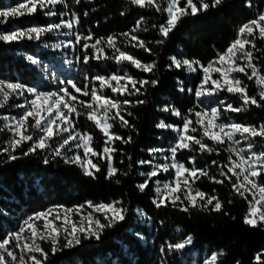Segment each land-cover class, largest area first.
<instances>
[{
	"label": "trees",
	"instance_id": "16d2710c",
	"mask_svg": "<svg viewBox=\"0 0 264 264\" xmlns=\"http://www.w3.org/2000/svg\"><path fill=\"white\" fill-rule=\"evenodd\" d=\"M21 2L24 0H0V10L16 7ZM158 3L161 8H166L168 2L158 0ZM183 3L184 0L181 6ZM48 11L57 14L47 16L45 13ZM261 12H264V0H224L217 8H209L196 16L183 17L167 38L159 32V26L167 19V13L158 12L154 7L141 8L132 4L131 0H79L78 3L76 0H64V3L55 7L38 9L32 15L9 17L0 24V34H8L15 30L73 21L71 28L62 25L59 29L42 34L38 40L24 38L11 42L0 41V81L20 83L38 92H56L67 88L78 99L92 102L90 95L83 96L75 92L67 83L71 80L80 88L87 84L89 92L95 88L98 94L121 102L130 101L129 104H122L121 112L129 126H122L118 118L109 120L113 125L111 132L124 140L130 138L129 143L115 140L111 144L116 149L112 153V165L118 169L111 179L105 178L106 159L90 157L101 169L93 178L86 176L79 164L66 163V159L71 160V155L66 157L63 152L61 156H54L51 149H38L35 153L24 155L35 143L36 132L31 134L32 141L23 142L15 150L9 144L10 135L3 131L0 133V240L8 233L17 231L24 217L51 207L83 205L82 208L94 219L107 223L86 202L91 201L95 205L120 201L117 207L127 210L125 219L113 227L105 228L99 240L85 238L86 234L80 233V244L65 247L66 239L61 236L59 250L55 253L51 252L50 242L39 241L48 253L44 264H203L213 253L221 250L224 254L218 257L216 264H257L258 254L260 264H264V227L254 228L244 224L251 196L247 192L241 196L233 188V184H239V180L224 167H231L230 141L216 144L204 137L203 142L215 151L201 152L198 145H193L194 150L181 149L175 154V162L208 172L209 176H201L192 188L206 193L205 199L208 196L217 197L222 204L221 211L211 210L212 205L207 209L191 207L187 201L183 205L177 202L178 206L175 207L166 201L167 206L158 207L155 203L157 185L168 180L171 172H159L151 179L147 177V173L155 169V164L162 161L158 160L159 156H169L170 149L178 140L173 128L182 129L185 117L197 129L189 134L201 138L203 129L196 123V112L216 108L219 123L264 124V101L260 102V106H243L238 94L227 91L205 94L203 99H197L195 92L202 82L200 71L190 73L185 66L177 68L172 62L174 57L180 61L187 59L199 61V65H208L237 38L238 28ZM124 33L130 35L125 36ZM89 35L91 40L76 42L77 36ZM132 35L144 41L151 51L133 47L137 42L131 40ZM109 36L116 38V46L121 51L144 64L154 63L153 70L144 72L128 62L118 64L114 59L118 53L105 42ZM100 38H104V41L97 48L103 49V53H97L91 47L83 48L84 43L91 45ZM254 42L256 48L250 49L255 57L253 63L264 74V41L256 38ZM85 56L88 57V63H84ZM29 57L37 63H32ZM113 74H127L137 81H156V84H137L139 93L120 95L107 87L101 89L99 81L93 79L97 75L110 77ZM218 76L216 73L215 78L219 79ZM233 76L247 85L250 96H257L260 88L255 84V79L248 80L242 73H234ZM112 83L115 86V81ZM128 87L132 89L130 84ZM13 102L19 100L11 99L4 104L0 108V115L17 114L19 110L12 109ZM229 104L234 108L243 107V110L229 111ZM165 107L169 111H163ZM173 109L180 115H175ZM77 111L81 115L72 116V131L90 134L93 137L91 146L98 152L102 151L106 137L87 119L88 109L77 107ZM98 112L101 114L102 110ZM114 114L115 110L111 115ZM161 121L174 127L158 128ZM235 139L239 140V146L247 154L264 152L262 137L245 140L244 136L237 133ZM60 143L62 139L55 137L49 141L53 147ZM249 143L253 145L251 150L248 148ZM80 151L78 149L72 153L82 154ZM10 156H16L17 159L12 160ZM46 158L48 163H44ZM140 161L152 163L141 164ZM221 169L228 178L220 174ZM209 177L223 180L224 183H216ZM146 179L148 186L141 191L138 185ZM256 180L257 184L264 185V171ZM180 195L183 199V195ZM203 203L200 201L201 205ZM183 207L189 210L182 211ZM189 236L192 237L191 244H186L182 249L169 248V245L183 243ZM35 255L43 259L39 253Z\"/></svg>",
	"mask_w": 264,
	"mask_h": 264
},
{
	"label": "snow or ice",
	"instance_id": "6c2138e0",
	"mask_svg": "<svg viewBox=\"0 0 264 264\" xmlns=\"http://www.w3.org/2000/svg\"><path fill=\"white\" fill-rule=\"evenodd\" d=\"M76 2L78 3L79 0H76ZM181 2L182 0H168L167 7L161 8L158 0H131L132 4L138 5L141 8L154 7L158 12L163 11L167 13L165 23L159 26L160 34L165 38H167L169 33L177 27V24L183 17L196 16L202 11H207L209 8H217L224 3V0H210V2H208V0H184L183 6H181ZM61 3H64V0H24V2L19 3L16 7H8L4 10H0V24L5 23L9 17L32 15L35 14L38 9L43 10L49 6L55 7ZM56 14L57 13L54 11H48L45 13L47 16H55ZM75 22H78V20ZM72 24L73 21H62L57 24H49L47 27H31L26 30H15L8 34H0V41L11 42L24 38L38 40L44 33L59 29L62 25L64 27L71 28ZM133 31H136V29H133ZM123 35L129 36L130 34L124 33ZM247 37H252V39H248ZM256 38L264 41V12L259 13L255 19H252L240 26L238 28L237 38L231 42L223 53L217 54L216 59L210 61L207 66L200 65L204 78L201 86L197 88L195 95L200 97L204 94L211 95L218 91H227L228 93L234 95L238 94L243 101V106H248L250 104L260 106V102L264 101V74H262L260 68L253 63L255 57L253 52L250 50L256 48V44L254 42ZM81 39L87 41L91 40L92 37L91 35L86 37L77 36L76 42L80 43ZM131 40L137 42L136 44H133V47L138 46L143 48L145 51H151L146 46L144 41L139 40L137 36L132 35ZM102 41H104V38L97 39L95 43L91 45L84 43L83 48L88 49L91 47L95 49L97 53H103V49L97 48V45H99ZM105 42L109 48H113L115 53H118L114 56V59L118 64L128 62L132 66L141 69L144 72H150L155 67L154 63L144 64L134 56L129 55L127 52L121 51L120 48L116 46V38L114 36L107 37ZM162 42L163 41H157V43ZM248 46H250V48ZM55 47H59V45H55ZM96 58L99 59L100 57L96 56ZM28 59L31 60L32 63H37V61L33 60L32 57H29ZM241 61L243 63H240ZM172 62L177 68L187 66V69L193 72L196 71V68H194L193 65H199V61H189L187 59L180 61L176 60L174 57L172 58ZM84 63H88L87 56L84 57ZM248 70H250V74ZM212 73H219L220 78L213 80L211 77ZM234 73H242L248 80L255 79V84L260 88V91L257 93L259 99H257V96H250L248 94L247 85H244L241 79L233 76ZM85 79H87V77H85ZM93 79L99 81L101 89L107 87L110 88L113 93H119L120 95H124L125 93H128L129 95L139 93L140 88L136 87L137 84H140L141 86L147 83H152L153 85L156 84V81H137L127 74L122 76L113 74L110 77L97 75L93 77ZM113 81H115V86H113ZM121 81H125V83L122 84ZM209 81H211L213 87L211 89H205L204 85L208 84ZM67 83L71 85L76 93H80L83 96L90 95L92 102L79 100L78 97L70 93L67 88L60 89V92H62L63 95H60L57 92H38L35 88H27V91L34 94L35 98L30 101L31 107L24 112L19 120L16 121L14 128L10 127V131H13L14 135L19 137L18 139L10 141L11 148L12 150H15L23 142L33 140L32 135H25V132L29 127V117H32L34 119V123H32L30 127L39 129L43 135L35 141L33 146L30 147L28 152H25L24 155L35 153L38 149H51L54 156H61V150L64 149L65 146H68L70 142L79 141L75 143V147L83 148L84 158L82 159L81 156L76 155L71 160L66 159L65 162L79 164L86 176H92L95 178V173L100 172L101 169L90 157L106 159L108 163L107 175L105 178L111 179L118 172V169L112 165V153H114L116 149L112 147L111 144L115 140H121L124 143H129L130 138L128 140H124V138L111 132L110 130L113 125L112 123H109V120H116L118 118L122 126H129L128 120L121 115V112L123 110L122 104H129L130 101L124 100L121 102L111 97L98 94L95 88L89 92L87 84L84 88H80L77 87V85L71 80L67 81ZM129 84L132 86L131 90L128 87ZM25 87V85L20 83H5L0 81V96L3 97V99L0 100V107H3L4 104L7 103L12 94L19 92V94L22 95V90ZM65 97L68 99H65ZM72 102H78L88 109L86 113L87 119L92 121L106 137L102 151L98 152L91 146L93 137L88 133H77L76 135L69 134V136L67 138H63L62 143L56 147L49 144V141H51L55 136L65 132L70 133V127L72 126V114L81 115ZM138 103H143V101H138ZM19 107L24 106L20 105ZM62 109H67V112ZM98 110H102V113L98 114ZM113 110H115V114L111 115ZM227 110L240 112L243 110V107L234 108L231 104H229L227 105ZM163 111H169V109L165 107ZM172 111L175 115H180L178 111L174 109ZM128 115H131V113H128ZM195 115L197 117L196 123L200 124L203 129L201 138H197L189 134L190 131L196 132L197 129L192 127V121L185 117L182 129H175L179 132V136L175 146L170 149L174 162L171 165L165 164L156 166V169H160L164 172H167L170 167L175 169L174 180L170 183H165L163 185V189L160 187L156 188V192L161 194V199L159 200V203H157V206H167L165 202L168 201L175 207L178 206L177 202H179L180 205H183L184 202L187 201L188 205L191 207L199 206L207 209L209 205H212L211 210L221 211L222 204L217 197L208 196L207 199H205L207 194L199 189H196L193 193L192 185L195 184L196 180L201 176L208 177V172L205 169L194 167L187 168L182 163H176L175 154L181 149L194 150L193 145H198L199 151L201 152L215 151V149L209 147L207 143L203 142L204 137H207V139L216 144H224L225 140L233 143H239V140H234V136L237 133L244 136L245 140L250 138L254 140L256 137L264 138V124L252 126L238 123H217L218 112L216 108L211 110L210 115L207 112H196ZM205 118L207 119L206 123ZM58 121L60 123H58ZM157 127L173 128L174 126L166 125L163 121H161ZM252 146V143H249V150H251ZM231 150L236 151L235 149ZM3 151H8V149H4ZM153 151H159V149H154ZM241 152H243V149L236 151V155L239 157V163L232 161L231 167L228 165H225L224 167H227L228 172H231L238 180L239 177L243 175L245 183L233 184V188L241 196L244 195L245 191L252 192L253 189L255 190V192H252V200L249 202L248 212L245 214L243 219L244 224L254 228L264 227V185H259L254 179H250V177L260 176L261 170H264V152H260L259 154L253 152L252 155L247 158L241 155ZM10 159L15 160L17 157L10 156ZM192 159L194 161V158ZM229 160L231 161V157H229ZM44 163H48L47 158ZM139 163L151 164L152 162L140 161ZM212 163L216 164V161H213ZM257 163L261 165V169L256 168L255 165ZM245 165H247V168H245ZM156 169L147 173L148 179L158 175V171ZM236 169H239L240 171L237 172ZM244 173L247 174L245 175ZM220 174L225 176V178H228L227 173H225L222 169ZM141 175H145V173H141ZM209 179L216 183H224L223 180H216L215 177H209ZM190 180L191 183L189 182ZM117 183H119L118 180ZM157 183H159V181H157ZM247 185H251V188H248ZM147 186L148 180L146 179L144 183L138 185V188L141 191H144ZM241 189L244 191H241ZM178 193L183 195V199H181V195ZM200 201H204V203L201 205ZM120 203V201H115L113 203H100L94 205L91 201H87V206L96 212L103 213L104 220L107 221V223H102L100 219H93L92 215L89 214L86 217L87 227L77 226L75 222H71L69 220L67 215L62 218L59 213H57L53 219H49L48 217L52 215L54 211L53 209H49L47 212L36 213L34 216H29L24 221V226H21L19 231L9 233L5 238L0 240V264H9L7 258H11L12 264H17V262L18 264H28V261H30L31 264H44L48 253L45 252L37 241H49L51 243V252L55 253L59 250L58 245L60 243L62 231L66 234L65 247L80 244L81 240L78 235L80 233H85V238H95L99 240L105 228L113 227L115 223L125 219V213L127 210L122 207H117ZM82 207L83 205H80L76 210L78 211L79 208ZM181 210L187 212L189 208L183 207ZM72 211L73 209L65 210L67 213H71ZM61 219L63 220V224L57 226L55 221ZM38 220L43 221L42 230L35 223V221ZM69 223H71L70 230L67 227H64V225ZM26 231L30 233L29 236L23 235ZM13 241H15V248H19L21 250L22 254L19 257L16 255L14 250L9 249V245L12 244ZM191 243L192 237L189 236L183 243L169 245V248L182 249L186 246V244ZM29 253H39L43 259L37 258V256L33 254L29 255L28 260L26 261L25 255ZM223 254L222 250L219 253H213L210 260H207L205 264H216L218 257ZM256 260L257 264H260L259 254L256 257Z\"/></svg>",
	"mask_w": 264,
	"mask_h": 264
},
{
	"label": "rangeland",
	"instance_id": "374dc122",
	"mask_svg": "<svg viewBox=\"0 0 264 264\" xmlns=\"http://www.w3.org/2000/svg\"><path fill=\"white\" fill-rule=\"evenodd\" d=\"M167 2H168V0H167ZM206 66H207V65H206ZM185 67L187 68V66H185ZM193 67L196 68V71H197V70L200 71V74H201V76H202V81H203L204 74H203V71H202L201 68H200V65L194 64ZM187 71L190 72V73H193V71H189L188 69H187ZM196 71H194V72H196ZM215 74H216V73H212V74H211V77H212L213 80L216 79V78H215ZM217 74L219 75L218 77L220 78V74H219V73H217ZM3 82H4V81H3ZM5 83H8V82H5ZM201 83H202V82H201ZM200 86H201V84H200ZM200 86H199V87H200ZM212 87H213V85L211 84V81H209L208 84L204 85V88H205V89H211ZM22 91H23V94H22V95L19 94V92H18V93H15V94H12V95L10 96L9 100L7 101V103H9V101H10L11 99L19 100V102H17V103H16V102L11 103V105H13L12 109H14V110H19L18 113H17V114H9V113H6L5 115H0V121L2 122V123H1L0 133H1L2 131L8 133V134L10 135L11 140H13V139H18L19 137H18V136H15L14 133H13V131H10V127H13V128H14L16 121L19 120V119L21 118V116L24 114V112H26V111L31 107L30 101H31L32 99L35 98L34 94L29 93V92L27 91V88H26V87H25ZM56 92L59 93L60 95H63V93L60 92V90H59V91H56ZM204 95H205V94H204ZM195 97H196L197 99H203V95L200 96V97H197V96L195 95ZM2 99H3V97L0 96V100H2ZM65 99H68V98L65 97ZM79 100H80V99H79ZM72 103L75 105L76 108H77V107L85 108L84 106H82V105L79 104L78 102H72ZM20 105H23L24 107H19ZM0 108H2V107H0ZM212 109H213V108H211V109H203L201 112H207V113L210 115ZM62 110L65 111V112H67V109H62ZM98 114H100V113L98 112ZM73 115H75V114H72V116H73ZM206 122H207V119L205 118V123H206ZM216 122L219 123V122H218V119H217ZM32 123H34V119H33L32 117H29V121H28L29 127H28V130L25 132V135H31L33 132H36V140H37L40 136L43 135V133H42L39 129H34V128L30 127V125H31ZM58 123H60V122L58 121ZM71 127H72V126H71ZM71 127H70V133H68V132L61 133L60 135L55 136V138L63 139V138H67V137L69 136V134H71V135H76L78 132H73ZM173 129H174V131L177 133V136H179V132L175 130V129H177V128H173ZM235 136H236V134H235ZM235 136H234V140H236V139H235ZM11 140H10V141H11ZM10 141H9V144H10ZM77 142H79V141L70 142V144H69L68 146H65V148L61 150V151L63 152L64 156L69 157V156L71 155V159H72L74 156L79 155V156L82 157V159L84 158V151H83V148H77V147H75V143H77ZM230 142H231V141H230ZM231 144H232V149H235L236 151H240L241 149H243V152H241V155L245 156V158H247L248 156H251V155H252V154H247L246 151H245V149L239 146L240 142H239V143H233V142H231ZM78 149L81 150L80 152H81L82 154H80V153H76L75 155H73L72 152H74V151H76V150H78ZM236 151H232V161H235V162L239 163V157L236 155ZM169 152H170V154H169V156H167V157H166V156H159V157H158V160H162V161H161V162H157V163L155 164V169H156V166H157V165H165V164H167V165H171V164L174 162L173 159H172V153H171V151H169ZM176 163H177V162H176ZM250 163H251V161H250ZM231 166H232V163H231ZM255 166H256L257 169H261V165H260L259 163H257ZM245 168H247V165H245ZM156 170L158 171V173H159V172L164 173V171H162V170H160V169H156ZM168 171L171 172V177H170L168 180H166L165 182H163V183H161V184H158L157 187H160V188L163 189V185H164L165 183H170V182H172V181L174 180V178H175V169H173V168L170 167ZM168 171H167V172H168ZM236 171L239 172L240 170H239V169H236ZM261 171H264V170H261ZM244 174L246 175L247 173H244ZM250 179H254L255 182L257 183V180H256L257 177H250ZM239 183H245L244 180H243V175H241V176L239 177ZM247 187H248V188H251V185H247ZM245 192H246V191H245ZM252 192H255V190L253 189ZM252 192H247L248 194H250V196H251V200H252ZM193 193H194V190H193ZM160 199H161V194L157 193V196H156V199H155V203H156V205H157V203H159V200H160ZM77 207H78V206H77ZM77 207H71V208H65V207H51V208H49V209H53L54 211H53L52 215L49 216L48 218H49V219H53V217H54L57 213H59V215H60L62 218H63L65 215H67L68 218H69V220H70L71 222H75V223L77 224V226H84V227H87V219H86V217H87L90 213L87 212L84 208H79V210L77 211V210H76ZM49 209H47V210H45V211H43V212H47ZM66 209H73V211H72L71 213H67V212H65ZM91 209H92V208H91ZM92 210H93V209H92ZM93 211H94V210H93ZM94 212H96V211H94ZM96 213L101 214V215L104 217V214H103V213H101V212H96ZM30 216H34V215H30ZM28 217H29V216L24 217V218L21 220V222H20V224H19V229H20L21 226H24V221H25ZM93 219H94V218H93ZM35 223H36L37 226L40 227L41 230H42L43 221H39V220H38V221H35ZM55 223L57 224V226H60V225L63 224V220H62V219H61V220H56ZM25 227H26V226H25ZM64 227H67V228L70 230V229H71V223H69V224H67V225H64ZM19 229H18L17 231H19ZM17 231H14V232H17ZM10 233H12V232H10ZM8 234H9V233H8ZM84 234H85V233H84ZM23 235H24V236H29L30 233L26 231ZM61 236H63V237L65 238L66 234L62 231V232H61ZM39 241H40V240H38L37 242L39 243ZM47 242H49V241H47ZM9 249H10V250H14L15 253H16V255H17L18 257L22 254V253H21V250H20L19 248H15V241H13L12 244L9 245ZM33 254H36V253H29V254L25 255V260L27 261V260H28V256H29V255H33ZM210 258H211V257H210ZM210 258H208L207 260H210ZM7 259H8L9 264H12V262H11V258H7ZM207 260H205V262H206ZM205 262H204L203 264H205ZM17 264H18V262H17ZM28 264H31V262L28 261Z\"/></svg>",
	"mask_w": 264,
	"mask_h": 264
}]
</instances>
